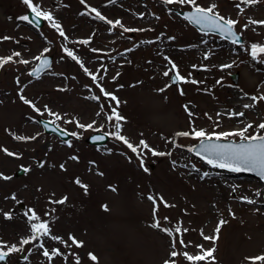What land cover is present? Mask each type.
Returning <instances> with one entry per match:
<instances>
[{
  "label": "rangeland",
  "instance_id": "1",
  "mask_svg": "<svg viewBox=\"0 0 264 264\" xmlns=\"http://www.w3.org/2000/svg\"><path fill=\"white\" fill-rule=\"evenodd\" d=\"M33 2L52 14L67 39L45 19L39 27L18 19L28 10L22 0H0V58L12 57L0 66V174L11 177L0 178V250L22 247L0 264H76L77 260L80 264H165L166 260L169 264H251L246 258L264 255V182L245 175V171L208 165L187 150L198 139L175 135L193 129L207 133L238 131L249 123L253 127L247 135L264 134L257 127L264 122V100L251 99L264 96V81L256 88L250 86L256 73L264 79V63L259 62L264 56L253 61L249 55L251 44L264 45L253 35L254 31L264 34V25L249 23L264 21V0L249 4L241 0H197L204 8L215 4L220 15L239 22L235 31L243 40L235 45L218 34L199 32L173 10L189 9V5L165 4L163 0ZM90 9L106 19H98ZM117 20L123 27L112 28L107 23ZM123 28L135 31L124 32ZM84 40L88 43H80ZM65 46L88 73L67 57ZM16 52L19 57L13 55ZM44 54L53 55L52 64L33 77L29 70L36 57ZM205 54L208 59H204ZM165 56L177 69L169 67ZM218 64L231 67L210 68ZM165 70L170 75L171 70L178 71L189 82L172 84L170 77L163 76ZM235 72L236 83L230 78ZM91 75L103 76L98 83L119 99L118 112L125 118L120 122L121 134L133 145L143 139L155 151L165 153L153 156L143 150L147 172L140 167L139 151L131 152L111 135L100 147L85 141L96 129L115 131V122L106 120L115 102L100 93ZM222 89L251 99L252 107L238 111L243 113L241 121L219 102L224 99ZM21 96L31 103L25 104ZM93 96L99 98L94 100ZM102 107L104 111L98 116ZM37 117L48 118L77 136L63 141L46 133L34 122ZM93 121L96 123L91 129L77 126ZM16 136L25 139L17 140ZM4 149L14 155H7ZM72 156L78 159H70ZM19 167L28 171L16 175ZM220 175L225 176L223 181ZM77 177L88 185L87 194L75 183ZM175 188L186 191L167 193ZM64 197L67 200L63 204L52 202ZM29 208L40 221L48 223L50 235L21 246V239L32 234L31 223L37 222H29L24 215ZM4 213H11V219H5ZM221 220L226 223L218 239L204 240L201 232L216 235ZM154 223L159 227L154 228ZM177 227L179 233L174 231ZM164 229L171 230V235ZM229 233L235 235L232 245L226 242ZM70 235L81 246L73 245ZM180 240L187 246L180 245ZM39 243L44 248H38ZM196 245L214 248L215 259L187 261L182 253L199 254ZM45 248L49 252L59 249L61 254L49 261L42 254ZM172 251L178 255L171 257ZM20 252L25 253L23 257Z\"/></svg>",
  "mask_w": 264,
  "mask_h": 264
},
{
  "label": "snow or ice",
  "instance_id": "2",
  "mask_svg": "<svg viewBox=\"0 0 264 264\" xmlns=\"http://www.w3.org/2000/svg\"><path fill=\"white\" fill-rule=\"evenodd\" d=\"M82 4L85 3V0H80ZM114 2V0H113ZM165 4H181V5H189L191 6V11L185 15L184 19L187 20L191 24H195L199 27V29L204 32L205 35H208L209 33L211 34H218L221 39H230L231 43L238 44L239 43V35L237 31H235L236 25L239 23L236 20L225 18L224 16L220 15L216 9L215 4L209 5L207 8H204L200 6L197 3V0H163ZM256 0H241V3L244 4H249V3H255ZM22 3L27 6V8L34 13L33 17L29 19V16L24 15L18 17V19L32 23L33 21H36L37 23L39 22L40 19H45L50 22L51 26L54 27L58 32L61 37H64L67 39L65 36L64 31L61 29L60 25L55 21L54 17L52 16L51 13L46 12L42 10L40 4L34 3L33 0H22ZM237 7L239 8L240 5L237 4ZM92 12H95V15L98 19L100 20H105L106 18L96 9H90ZM240 11L242 12L243 9L241 8ZM107 23L112 27L115 28L118 25L123 27L121 25V22L119 20L113 22V21H107ZM249 23L252 24H262L264 25V21H254L250 20ZM245 28L248 27L247 24L244 25ZM124 32H130V31H135V29H130V28H123ZM2 39H10V37H3ZM169 39H174L173 37H169ZM82 44H87L88 41H80ZM48 49H44V52H48ZM63 51L66 53L67 57H70L72 60L76 61L78 64H80V67L84 69L85 73H88V69L84 67V64L81 63V61L78 59L76 55H74L73 51L67 48L66 46L64 47ZM92 51L96 52L98 51L97 49H93ZM14 56L19 57L20 53L16 52L13 53ZM249 55L251 56V59L253 61H257L258 58L264 56V45H260L257 43H253L250 46L249 50ZM37 60H40V57H36ZM164 59L172 66V69H177V65L167 56L164 57ZM204 59H208L207 54H205ZM9 61H12V57L9 56L7 58H0V66H3L4 64L8 63ZM19 63L22 64H28L29 61L27 60H20L18 61ZM259 62L264 63V59H259ZM48 60L43 59L41 60V67L46 68L48 67ZM103 67V66H102ZM193 67H196L193 65ZM222 67H231V65H222ZM41 71V68H36L30 75H34L35 73H38ZM99 71V70H98ZM106 71V69H105ZM164 77H170V71L165 70L163 73ZM119 75V73H117ZM103 76H100L99 78L97 75H91V79L94 84H96V87L99 88L100 93L103 94L105 98H109L111 101L115 102V106L111 107L110 114L106 115V120L110 123L115 122L114 127L115 131L112 133L104 132L103 135H98L95 137L96 140L102 141L105 139V136L111 135L114 139L122 141L128 149L131 150L133 153H137L139 151L140 155L138 156V159L140 161V167L147 172L148 169L144 165V160H143V155L144 151L147 150L148 152H151L153 156H163L165 153L163 152H157L154 149H152L143 139L139 141L138 145H133L129 140L124 137L121 134V121H123L125 118L118 112V108L120 105L119 99L112 93H109L106 91V89L98 83L99 80H103ZM173 80V83L177 82H189L186 80V78L181 75L178 71L175 72L174 75L170 77ZM115 79V77L113 78ZM193 84L200 83L196 80H191L190 81ZM219 83V81H218ZM122 87V86H121ZM158 91L163 92L164 89H159ZM181 94H183L181 90ZM99 97L93 96L92 99H98ZM21 99L24 101L25 104L31 103L30 101L24 99L23 96H21ZM253 101H256L257 99L264 100V96H261L259 98L257 97H252L251 98ZM245 108L252 107V105H244ZM185 110L188 111L187 106H185ZM39 111V109H37ZM104 109L103 107L101 108V111L97 113L98 116H100L103 113ZM50 115H56L57 119H60L61 117L58 116L55 113H49ZM189 115H192L191 112H189ZM233 115L237 116H242L243 113H233ZM71 122V121H66V123ZM96 122L93 121L92 124L88 125H83V124H78L77 126L80 128H93V125ZM253 127L251 123L245 125L242 129L238 131H231V132H211L207 133L204 130H197L193 129L191 132L188 131H183V132H178L175 133L176 136H181V137H189L192 136L195 139H198L200 141L199 144V149L197 150V155L200 156V159L204 160L208 165L216 168H226L229 171L232 172H242V171H256L259 175L264 177V134H252V135H247L249 130ZM257 127L261 130H264V122L260 123L257 125ZM99 131L100 129H96ZM70 135L72 136H77V133L72 132ZM232 136H238L242 139L241 143H217L214 141H220V140H227V138L232 137ZM17 140L25 139L24 137L16 136L15 137ZM35 137H31V139H34ZM71 146V145H69ZM189 152L193 151L192 147H189L187 149ZM7 155L12 156L14 153L9 152L7 149H4ZM170 155V153H169ZM72 160H77L78 157L72 156L70 157ZM94 163V162H90ZM175 163V162H173ZM43 166V165H41ZM62 169L64 168V165L62 164L60 166ZM25 172L28 171V169H24ZM100 175H103V173H99ZM205 176H207V173H204ZM0 178H3L5 180L11 179V177L3 176L0 174ZM75 183L84 190L85 194H87L88 191V185L84 184L79 177L75 179ZM115 191V189H112ZM259 195V193H257ZM15 199V197H12ZM149 200L153 201L155 203V198L152 196L148 197ZM67 200V197H64L61 200L58 201H52L53 203H59L63 204ZM162 201V198H161ZM249 203H253V201H248ZM165 206H168L165 202ZM105 210H107V207L104 206ZM31 213V215H29ZM155 213V209H154ZM11 213H4L5 219H11ZM27 217V220L29 222L32 221H37L36 223H31V236L28 238H22L20 241L21 246L23 245H28L32 241H39L42 237H47L50 235V228L49 225L46 221H40V217H38L35 213V211L31 208L27 210L24 214ZM167 219V217H165ZM226 221L221 220L218 222L217 228L215 229L216 235L213 236H208V235H203V232H201V235L203 236V239L208 241L212 240L215 241L218 239V234L220 231V228L222 225H224ZM154 228L159 227L158 223H154L152 225ZM164 231L168 232L169 235H171V230L169 229H164ZM175 232L179 233L181 229L177 227L174 229ZM186 232L187 229H184ZM53 240H61L60 237L57 236H52L51 237ZM69 239L72 241L73 245L76 246H81V242L76 241L74 237L71 235L69 236ZM63 242V241H61ZM180 245L182 246H187L185 245V242L183 240L179 241ZM190 243V242H189ZM38 248H44L43 243H39L36 245ZM176 245L175 243L173 244V248H175ZM198 249H200V253L196 255L189 254L187 252L182 253V255L186 258L187 261L189 262H199V261H208V260H214L213 252L215 251L214 248L212 249H204L202 245H196ZM22 250V247H17L16 245L8 246L7 251H0V261H4L6 257L9 256L10 253L14 252H19ZM31 251V249H29ZM46 258H48L49 261L52 260L53 257L60 255V250L59 249H52L51 252H49L48 249H44L42 253ZM178 253L176 251H172L170 256L171 257H176ZM90 258L95 261L97 258L92 255L91 253L89 254ZM27 259V257H25ZM248 259L251 264H257V262L264 261V255L261 256H256V257H248ZM76 264H80L79 260L76 261ZM165 264H169V261L166 260ZM173 264L175 262L173 261Z\"/></svg>",
  "mask_w": 264,
  "mask_h": 264
},
{
  "label": "water",
  "instance_id": "3",
  "mask_svg": "<svg viewBox=\"0 0 264 264\" xmlns=\"http://www.w3.org/2000/svg\"><path fill=\"white\" fill-rule=\"evenodd\" d=\"M190 11H191V9H185V10L175 9V12L177 14H179L180 16H182V17H185V15H187ZM33 15H34V13H32L30 10L27 11V16H29V19H31L33 17ZM31 24L33 26H35V27H39V26H41L43 24V19H40L38 23L36 21H33ZM193 25L196 26L199 31H201L197 25H195V24H193ZM238 35H239V42H241L242 41V37H241V35L239 33H238ZM228 40L231 41L230 39H228ZM43 59H47L48 62H49L48 67H46V68H42L41 67V60H43ZM51 61H52V55L51 54L42 55L40 57V60H37V62L35 63V65L29 70V73H32L34 71V69H36V68H41V71L40 72L35 73L34 75H32V76H35V77L36 76H39L42 72H44L45 70H47L50 67ZM174 74L175 73L173 72L171 74V76L174 75ZM230 77H231V79H232L233 82H237L238 73L237 72L232 73L230 75ZM170 80L173 83V80L171 78H170ZM37 121L39 122V124L42 126V128L46 132H48V133H54V134L58 135L62 140H66L70 136V133L66 129H64V128L58 126V125H56L55 123H53L52 121H50L48 119L38 118ZM103 134H104L103 131L93 132L90 135H88V137L86 138V141L88 143H90V144H94V145H97V146H101V145H103L108 140V136H105V139L102 140V141L96 140L95 137L98 136V135H103ZM214 142H217V143H234L235 144V143H241V142H244V141H242V139L241 140H238V141H234L232 139H227V140H223L222 139L220 141H214ZM199 144H200V141H198L192 147L193 148L192 153L194 155L198 156V157H200L199 155H197V150L199 149ZM219 169H226V168H219ZM226 170H228V169H226ZM22 171H23L22 168L18 169L17 170V174L22 173ZM245 175L255 176V177L259 178L260 181L264 182V177H262L261 175H259L256 171H245ZM263 201H264V193H263ZM19 206L22 207V204H20ZM1 251H3V250H1ZM23 256H24V253L21 252L20 253V257H23ZM8 257H6L4 261H0V263L5 262L8 259Z\"/></svg>",
  "mask_w": 264,
  "mask_h": 264
},
{
  "label": "bare ground",
  "instance_id": "4",
  "mask_svg": "<svg viewBox=\"0 0 264 264\" xmlns=\"http://www.w3.org/2000/svg\"><path fill=\"white\" fill-rule=\"evenodd\" d=\"M253 35L255 36V41L259 42V43H264V34L262 33H259V31H254L253 32ZM193 50H196L195 48L192 47ZM222 67L221 64H218V65H211L210 68L213 69V68H216L218 70H220ZM196 69V68H195ZM194 73H197L196 70H194ZM264 74V73H263ZM261 74H255V77L254 79L251 80V83H250V86L252 87H258V84L262 81H264V79L261 78ZM201 80H203V78H201ZM261 88L264 90V84L261 85ZM222 96H223V100L219 101L221 104H222V107L223 108H230L231 111H232V114L233 113H238V111H244L246 110V108L244 107V105L248 104L250 105V101L251 99L250 98H244V99H241L239 98L238 94L236 93H233V94H228V91L227 90H221L220 91ZM199 99H202L201 97H199ZM243 100V101H241ZM240 108V109H239ZM242 108V109H241ZM235 119L237 121H241V117L240 116H236L235 115ZM220 179L221 181H223L225 178V176H221L220 175ZM180 191H186V190H183V189H178V188H175V189H170L167 193H175V192H179ZM234 233H229L228 234V237H227V240L226 242L229 244V245H232L231 243L234 242Z\"/></svg>",
  "mask_w": 264,
  "mask_h": 264
}]
</instances>
